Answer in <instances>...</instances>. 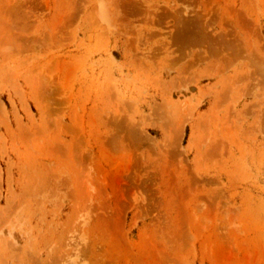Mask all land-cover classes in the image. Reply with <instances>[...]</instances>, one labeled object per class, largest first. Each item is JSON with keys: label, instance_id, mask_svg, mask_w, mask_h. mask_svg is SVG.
Masks as SVG:
<instances>
[{"label": "rangeland", "instance_id": "obj_1", "mask_svg": "<svg viewBox=\"0 0 264 264\" xmlns=\"http://www.w3.org/2000/svg\"><path fill=\"white\" fill-rule=\"evenodd\" d=\"M0 264H264V0H0Z\"/></svg>", "mask_w": 264, "mask_h": 264}]
</instances>
